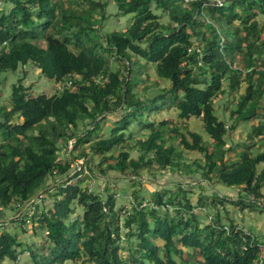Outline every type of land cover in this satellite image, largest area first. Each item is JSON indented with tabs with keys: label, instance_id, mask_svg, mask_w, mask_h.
Instances as JSON below:
<instances>
[{
	"label": "trees",
	"instance_id": "16d2710c",
	"mask_svg": "<svg viewBox=\"0 0 264 264\" xmlns=\"http://www.w3.org/2000/svg\"><path fill=\"white\" fill-rule=\"evenodd\" d=\"M112 1L131 23L104 35L99 27L107 1L0 0V74L31 64L60 86L34 94L13 85L9 106H0V210H19L9 224L21 232L31 224L34 236L42 233L38 243L23 242L2 222L0 264L22 254L29 264H264L262 238L232 219L199 220L202 207L215 202L250 212L264 204V151L253 150L264 135V22L258 20L264 0ZM156 11L167 12L168 21ZM226 92L229 127L214 108ZM172 110L176 118L160 116ZM117 111L105 135L104 123ZM192 117L201 119L206 140L187 129ZM254 120L253 142L226 148L229 129ZM72 139L73 158H84L78 170L73 158L59 154ZM187 151L202 156L187 162ZM166 170L251 198L214 194L193 203V186L178 182L143 197L136 191L129 204H118L119 194L89 181ZM39 201L47 207L39 209Z\"/></svg>",
	"mask_w": 264,
	"mask_h": 264
},
{
	"label": "rangeland",
	"instance_id": "374dc122",
	"mask_svg": "<svg viewBox=\"0 0 264 264\" xmlns=\"http://www.w3.org/2000/svg\"><path fill=\"white\" fill-rule=\"evenodd\" d=\"M107 1L108 4L105 8L104 11V18L100 22V31L101 34H107L111 31H125L127 29V26L131 23L129 20V16H124L121 15L118 10L116 5L112 0H103ZM221 0H212V2H219ZM191 4L194 3H201L203 0H189ZM207 4H205L206 7ZM201 8L203 10L204 8ZM157 14L160 15V21L161 22H167L168 21V16L167 12H160L156 11ZM203 13V12H202ZM194 15H197V10L194 12ZM203 15V14H200ZM258 20L260 22H264V16L259 15ZM213 29L218 30V26H215L212 24ZM261 39H264V25L262 28V34H261ZM220 48L222 50V53L224 54L225 48L223 46L224 37L220 36ZM237 61H244L243 56L241 53H239L236 57ZM229 63V61L227 60ZM239 65H234L233 68H237ZM250 69H254V66L251 67ZM250 69H242L244 72L250 70ZM148 78L151 81H154L156 78V73L154 71V68L152 65L149 66L148 68ZM150 81V82H151ZM149 83V82H148ZM66 84L69 86L70 82H66ZM13 85H22L25 87L28 92H32L34 94L38 93H54L55 89H60V86L58 83H55L53 81H49L46 79L41 73L40 69L36 68L34 65H27L25 67H18L14 72H5L0 74V106L1 105H6L9 106V98L12 93V87ZM157 88H153L152 90L148 89V91H156ZM244 90V86L241 87L235 94V101L234 103L238 100V94L242 93ZM228 98V92L225 94H220L215 100H214V108L216 111V114L220 117H224L226 121V125L229 127L232 122L230 120L231 115L229 113V109H225V104L226 100ZM233 107V106H232ZM231 107V108H232ZM120 115V111H117L113 114H109L108 120L104 123V130H105V135H108V130L110 127V123L113 118L117 117ZM162 118H176V111H168V112H163L160 115ZM150 119H157V116L153 115L150 117ZM262 121H264V118H261ZM259 121L254 120V121H241L234 129H229V134L226 137V148L232 147L234 144L238 142H245L246 144H251L253 142L248 139V135L251 132L252 125L258 124ZM187 129L191 131H195L199 133L204 140L207 139V136L205 132L202 130V121L200 118H195L192 117L188 119L186 122ZM81 131V129L78 131V133ZM77 133V134H78ZM81 134V132H80ZM142 134H145L142 133ZM260 140H255V145L253 150L256 152H263L264 151V135L259 137ZM176 146H178L177 141H173ZM73 144H74V139H72L65 147L63 146L61 148V151L59 152L60 156H63L64 158H73V156L77 153L75 150L72 152L73 149ZM138 155V152L136 151H131V156L136 157ZM91 154L88 153L87 157L88 159H91L92 161H89V167L94 171L95 175H97L95 171V165L96 160L91 158ZM202 155L197 152H186L184 154V158L187 162L192 161L195 158H200ZM73 166H77V170L80 168L81 164H83L84 158L78 159V158H73L72 159ZM264 164H261L263 166ZM72 166V167H73ZM88 169V167H86ZM86 171V170H85ZM75 172V171H74ZM74 172H72L70 175H72ZM88 174H91L88 172ZM99 174V172H98ZM92 175V174H91ZM100 178L97 179V178ZM184 177L183 175H178V173L174 172V170H166L157 173L155 176L149 175L143 171H141V175L138 177H127V176H122L119 173H110L108 176H97L95 177H89L90 185L95 186L96 189L102 192H114L119 194L117 203L120 204H126L130 203L131 198L134 196L136 191H139V196H147L148 193L153 192L154 190H158L162 187H172L175 188L176 184L180 182L182 185L185 186H193L194 188V193L190 196L192 199L193 203H195L198 199L199 196H206L210 195H217L214 191H216L221 198H229L230 200L233 201H238L239 199H244L248 201L247 199L249 196L248 195H242L240 190L237 188H226L220 185H213L210 182L204 180L201 177H187V178H182ZM201 183L198 187L196 183ZM94 188V187H92ZM263 197L261 200L264 203V189L262 190ZM218 196V195H217ZM38 197V196H37ZM35 197V199L37 198ZM219 197V196H218ZM251 198V197H249ZM41 199V198H40ZM32 203V202H31ZM45 204V206H44ZM37 207L39 209H42V207H47V202L45 201H39L37 204ZM27 206L24 207V210H27L29 214L32 212L29 211V209H26ZM202 210L199 215V220L200 222H203L206 219L212 220L215 218V216L220 217L222 222H225L228 219H232L235 224L238 225V228L243 229L247 234H250L251 236H255L256 238H262L261 240L264 241V204L259 205L256 210H253L252 212L248 211L247 209L241 211L238 207L232 205L228 201H224L222 203L215 202V204L212 205H204L202 207ZM19 210H0V226L3 224H7L9 227V231L13 233H17L20 236L21 241L23 242H39L38 236H41L42 233H38V235L34 236L31 224L25 225V231L21 232L19 229L15 228L13 225H10L9 220H13L14 218H19L20 213L18 212ZM23 212V211H22ZM24 213V212H23ZM159 243H162L159 241ZM4 264H29V257L26 254H22L19 256V260L17 262L10 261L6 259L4 261ZM63 264H75L72 261H65Z\"/></svg>",
	"mask_w": 264,
	"mask_h": 264
},
{
	"label": "built area",
	"instance_id": "2783aa9c",
	"mask_svg": "<svg viewBox=\"0 0 264 264\" xmlns=\"http://www.w3.org/2000/svg\"><path fill=\"white\" fill-rule=\"evenodd\" d=\"M184 1H189V0H184ZM220 2V1H219ZM219 197H221L216 191H214ZM32 202V201H31ZM257 204L258 205H261L259 202H257ZM0 228H2L1 226H0Z\"/></svg>",
	"mask_w": 264,
	"mask_h": 264
},
{
	"label": "water",
	"instance_id": "95a60500",
	"mask_svg": "<svg viewBox=\"0 0 264 264\" xmlns=\"http://www.w3.org/2000/svg\"><path fill=\"white\" fill-rule=\"evenodd\" d=\"M34 199H35V196H34V198H33L31 201H33ZM31 201H30V202H31Z\"/></svg>",
	"mask_w": 264,
	"mask_h": 264
}]
</instances>
